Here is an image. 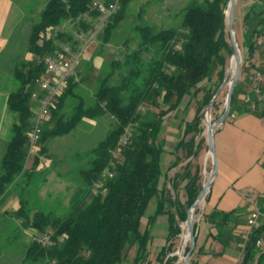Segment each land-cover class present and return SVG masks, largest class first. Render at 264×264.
I'll return each mask as SVG.
<instances>
[{"label": "trees", "instance_id": "obj_1", "mask_svg": "<svg viewBox=\"0 0 264 264\" xmlns=\"http://www.w3.org/2000/svg\"><path fill=\"white\" fill-rule=\"evenodd\" d=\"M114 1L48 0L30 29L28 43L32 59L17 60L13 66L12 74L19 85L7 98L15 120L1 159L0 203L17 177L26 175L29 179L42 164L40 157L48 156L49 140L70 134L87 119L102 115H109L111 119L106 137L91 149L87 163L76 170L86 188L77 191L66 213L32 212L27 206L28 200H19L13 215L23 228L38 232L26 249L27 261L151 264V228L159 216L166 215V244L157 259L162 264H175L178 256L171 254L176 251L182 223L202 190L203 174L198 157L206 144V137L202 135L205 111L211 104L217 111L221 108L222 102L212 100L225 81L233 52L226 13L230 0H191L182 9L180 22L167 27L147 22L142 18L144 8H139L141 21L134 27L140 39L137 47L125 54L124 60L103 64L97 70L99 83L95 80L92 83L89 77L94 76V66H90L88 75H83L84 68L90 65L86 66L84 59L86 46L95 38L111 43L118 28L127 21V10L133 0H120L119 8L110 15L94 5L95 2L109 5ZM243 28L246 52L229 117L242 112H264V101L260 102L254 91L255 72L264 71V64L254 59L256 53L264 57V47L261 48L264 0H252L243 16ZM124 44L129 46V40ZM67 46L74 53L82 51V59L76 67L77 73L51 108L39 153L27 168L29 134L37 106L32 99L35 80L47 76L44 58L47 55L60 57ZM80 65L83 68L78 71ZM124 66L127 67L125 73L116 80L117 70ZM88 80L89 87L83 85ZM259 86L264 92V83ZM77 90L84 91L87 97ZM246 96L255 102V108L245 101ZM70 97H77L79 102L68 111ZM169 128L176 129L177 133ZM128 129L132 137L121 147L120 138ZM170 136L172 143L168 140ZM116 150L120 154H115ZM165 153H170L173 159L164 168ZM99 183L100 189L96 188ZM152 199L156 200L155 211L146 216ZM257 203L264 214V194ZM203 218L212 229H217V233L210 231L208 237L220 242L222 249L235 239L239 241V231L247 220L240 209L215 208L203 212ZM143 219H147L144 228ZM194 226L198 232V225ZM47 231H51L54 241L50 247L39 242V237ZM263 233L264 225L253 231L242 251L241 264H254L257 251L254 241ZM134 247L136 254L130 259ZM198 250L193 251L190 264H195L193 256ZM259 264H264V254Z\"/></svg>", "mask_w": 264, "mask_h": 264}, {"label": "rangeland", "instance_id": "obj_2", "mask_svg": "<svg viewBox=\"0 0 264 264\" xmlns=\"http://www.w3.org/2000/svg\"><path fill=\"white\" fill-rule=\"evenodd\" d=\"M48 0H0V43L2 46L5 40V46L0 48V172L1 159L5 152L7 142L12 136V128L14 123V114L9 110L7 105V98L10 92L17 89L19 83L12 74V69L15 62L29 61L32 59V53L29 50L28 37L31 26L36 22L40 13ZM191 0H133L127 10V21L121 25L111 43H103L101 39H93L86 46L84 59L87 68H84V74L88 75L91 72L90 66H94L92 72L94 76H90L89 80H95L99 83L96 76L97 70L103 65H109L112 60H124V55L132 52L137 47L139 36L135 33L134 27L141 20L139 10L144 8L142 18L158 27H167L176 25L182 19V9L188 5ZM249 0H238L235 8V31L237 40L240 46L243 47V23H242V8L243 2ZM142 6V7H141ZM140 8V9H139ZM129 40V46L124 44V41ZM243 61L244 57L242 56ZM83 59V60H84ZM242 61V64H243ZM241 64V66H242ZM83 65L78 67L81 71ZM92 68V67H91ZM126 66L117 70L116 80L121 74L125 73ZM77 73V69L75 74ZM91 74V73H90ZM83 85L89 87V81ZM93 83V82H92ZM228 86L222 88L217 99L222 102L220 110L210 108L211 121L218 118L224 111L226 95ZM78 94H84V91L77 90ZM85 98L87 95L84 96ZM89 101V99H88ZM79 102L77 97H70L67 100V110L76 106ZM90 103L92 99L90 98ZM206 112V111H205ZM206 112V117H207ZM204 119V133L207 137L208 123ZM111 129V119L109 115H102L94 119H87L74 129L70 134L58 136L49 140L47 143L48 156L47 163L40 164L33 172L32 176L21 175L16 178L9 191L3 195V200L0 203V264H43L27 261L25 252L28 245L38 236V232L33 228H23L22 223L13 215L20 199L28 200L27 206L31 211L42 210L45 212H52L55 214L66 213L71 204L72 198L77 191L82 187L86 188L80 176L77 173V168L87 163L91 157V149L102 141L109 130ZM206 141L205 147H207ZM40 147V144H39ZM208 149V147H207ZM30 150V149H29ZM35 148H33V151ZM36 152L29 151V162L27 168L31 167L34 162V156L38 155ZM173 159L170 153L163 155L162 164L165 168ZM210 169L205 173V182L210 176ZM173 171H171L172 173ZM204 184V183H203ZM18 201V203H17ZM206 201V199H205ZM205 201L201 202L197 208V215L195 224L198 225V232L204 235L208 232V224L203 220L202 215L204 211ZM156 208V200L152 199L146 216L154 213ZM166 217L159 218L157 223V235L163 232L161 224L166 223ZM147 219H143V228ZM183 231L187 234V226L185 222ZM183 233V235H184ZM159 237V236H158ZM182 235L177 240L176 250L179 249V256L175 264H184L185 256L187 254V246L189 241L182 246ZM158 243V240H155ZM153 250V247L151 248ZM243 251V250H242ZM154 253V250L152 251ZM229 253L234 254L231 248H228L224 253L216 255H203V264H236L229 257ZM136 254V247L132 248L130 252V259ZM173 255V253L171 254ZM179 261V262H178ZM162 264V263H161ZM240 264V262L238 263Z\"/></svg>", "mask_w": 264, "mask_h": 264}, {"label": "crops", "instance_id": "obj_3", "mask_svg": "<svg viewBox=\"0 0 264 264\" xmlns=\"http://www.w3.org/2000/svg\"><path fill=\"white\" fill-rule=\"evenodd\" d=\"M251 3L252 0L242 3V18L250 8ZM4 42L5 40L2 46L0 43V48L5 46ZM263 47L264 42L261 45V48ZM239 48L244 57L246 48L244 45L243 47L240 46V44ZM261 58L258 53L254 56L257 62H260ZM169 130L177 133L176 129L169 128ZM172 138L170 136L168 139L171 143L173 142ZM215 144L219 164L218 173L208 191V199L205 201L203 212H211L215 208L223 211L240 209L248 216L251 210L258 207V198L264 194V112L262 114L242 112L235 117L227 118L215 131ZM207 147L202 149L198 157V161L202 167L203 183H205V173L210 169V164L211 168H213V160L208 144ZM162 216H165L167 220L166 223L160 226V228L163 227V232L157 235V223ZM204 221L208 224V232L204 235H200L197 232L196 248L199 250L194 254L193 262L195 264H203L201 258L203 255H216L224 253L228 248H231L234 254L229 253V257L236 264L239 262L241 264L243 253L237 246V240L231 241L227 248L222 249L223 246L220 242L208 237L210 231L217 233V229H212L210 223L206 220ZM151 231L153 235L149 244L151 264H161L157 259V255L166 244L168 217L166 215L159 216ZM183 233L182 225L180 236L182 235L183 237ZM156 239L158 243H155ZM152 247L154 253L151 250Z\"/></svg>", "mask_w": 264, "mask_h": 264}, {"label": "built area", "instance_id": "obj_4", "mask_svg": "<svg viewBox=\"0 0 264 264\" xmlns=\"http://www.w3.org/2000/svg\"><path fill=\"white\" fill-rule=\"evenodd\" d=\"M119 1L115 0L109 5H104L100 2H95L94 5L100 10L106 12L107 14H112L116 9L119 8ZM82 51L74 53L69 46L65 47L64 54L60 57H55L52 55H47L44 58L45 65L47 67V76L37 78L35 80L36 89L32 93V99L37 103L35 108L36 116L35 121L32 126L31 132L29 134L30 142V154L36 152V149H40L39 144L41 140V135L43 128L47 120L50 118V110L58 98L64 93L68 86L69 80L75 75L76 67L80 64L82 59ZM260 63L264 64V57L260 60ZM254 81L256 82L255 93H257L258 100L260 102L264 101V92L260 89L259 85L264 83V71L257 70L254 75ZM246 102H251L253 107L254 104L249 96L245 98ZM235 117V115H231ZM132 137V131L128 129L124 135L120 138L119 145L125 146L130 138ZM33 148L35 150L33 151ZM39 153V152H38ZM115 154H120V151H114ZM42 164L47 162V156H41ZM112 176V174H111ZM102 185L99 183L96 188L100 189ZM264 225V214L257 207L250 211L247 216L245 227L241 228L239 231V241H237V246L242 250L243 245L251 239V235L254 230L261 229ZM39 242L43 246H53L54 241L51 236V231L44 232L39 237ZM256 251V257L254 264H259L260 257L264 254V233L259 235L254 241Z\"/></svg>", "mask_w": 264, "mask_h": 264}, {"label": "water", "instance_id": "obj_5", "mask_svg": "<svg viewBox=\"0 0 264 264\" xmlns=\"http://www.w3.org/2000/svg\"><path fill=\"white\" fill-rule=\"evenodd\" d=\"M237 1L238 0H230L229 4H228V9L226 12L227 13L228 31H229L230 40H231V43L233 46L232 56L230 58L229 65L227 68L225 81L223 82V84L219 88V90L216 92V94L212 100V102H214L217 99L222 88L225 86V84H227L228 89H227L224 111L217 119L209 122L208 130H207V141H208L209 150H210L212 160H213V168H212V172H211L209 178L203 184L202 190L200 191L197 199L195 200L193 205L188 210V215H187V219L185 221V224L187 225V237H188V241H189V251L187 252V254L185 256L184 264H190V259H191L192 253L195 250L196 245H197V240H196L197 230H195V226H194L195 222H193V220H192V214H193V217L197 215V213H196L197 208L199 207V204L202 200L205 201L207 194H208V191H209V189H210V187H211V185H212V183H213V181H214V179L218 173L219 164H218V156H217L216 144H215V131L220 125H222L226 121V119L230 115L231 108H232V98H233L234 89H235L237 82L240 79L241 64H242L243 58H242V53L240 51L236 32H235L234 13H235ZM232 62L235 63V65H234L233 70L231 71ZM211 107H212V104L207 107L206 112H208ZM206 112H205V115H206ZM173 255H179V249L176 250L173 253Z\"/></svg>", "mask_w": 264, "mask_h": 264}, {"label": "bare ground", "instance_id": "obj_6", "mask_svg": "<svg viewBox=\"0 0 264 264\" xmlns=\"http://www.w3.org/2000/svg\"><path fill=\"white\" fill-rule=\"evenodd\" d=\"M235 32H236V31H235ZM234 65H235V63L232 62V64H231V71L233 70ZM206 121H207L208 124H209V122H211L210 110H209L208 113H207ZM203 201H204V200H202L201 202H203ZM201 202H200V203H201ZM199 205H200V204H199ZM195 218H196V216L193 217V214H192V220H193V222H195ZM185 226H187V225H185ZM187 241H188L187 234L184 233V235H183V242H182V246H181V248H180V252L183 250L182 247L185 246V244H186ZM245 246H246V243L243 245V249H242V250H245ZM246 247H247V246H246Z\"/></svg>", "mask_w": 264, "mask_h": 264}]
</instances>
